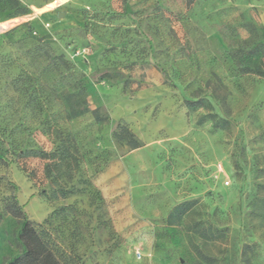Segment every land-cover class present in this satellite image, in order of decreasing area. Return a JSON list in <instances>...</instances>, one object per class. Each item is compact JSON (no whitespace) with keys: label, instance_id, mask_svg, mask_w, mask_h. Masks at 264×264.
I'll return each mask as SVG.
<instances>
[{"label":"rangeland","instance_id":"374dc122","mask_svg":"<svg viewBox=\"0 0 264 264\" xmlns=\"http://www.w3.org/2000/svg\"><path fill=\"white\" fill-rule=\"evenodd\" d=\"M0 30V264L13 198L62 264H264V0H0Z\"/></svg>","mask_w":264,"mask_h":264},{"label":"trees","instance_id":"16d2710c","mask_svg":"<svg viewBox=\"0 0 264 264\" xmlns=\"http://www.w3.org/2000/svg\"><path fill=\"white\" fill-rule=\"evenodd\" d=\"M186 4H190L193 0H184ZM194 101H188L187 105L191 106ZM95 118L100 121L102 118L96 113ZM114 138L120 142H125L131 147L139 146L134 134L124 124L117 125V129L112 133ZM192 201H185L176 205L169 213L166 220L168 224H177L180 218L190 209ZM12 214L21 218V225L18 231V238L22 240L24 245L21 256L10 260L9 264H62L58 258L57 250H54L43 230L37 229L35 225L24 215L22 206L13 198L9 203ZM201 234H209L208 228H201ZM203 236V235H202Z\"/></svg>","mask_w":264,"mask_h":264},{"label":"built area","instance_id":"2783aa9c","mask_svg":"<svg viewBox=\"0 0 264 264\" xmlns=\"http://www.w3.org/2000/svg\"><path fill=\"white\" fill-rule=\"evenodd\" d=\"M225 184H228V181H226Z\"/></svg>","mask_w":264,"mask_h":264},{"label":"water","instance_id":"95a60500","mask_svg":"<svg viewBox=\"0 0 264 264\" xmlns=\"http://www.w3.org/2000/svg\"><path fill=\"white\" fill-rule=\"evenodd\" d=\"M0 31H2V30H0Z\"/></svg>","mask_w":264,"mask_h":264}]
</instances>
